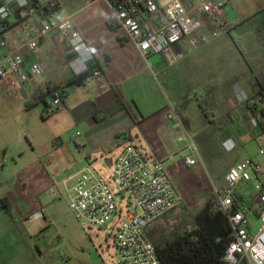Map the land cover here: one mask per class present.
<instances>
[{
  "label": "crops",
  "instance_id": "obj_1",
  "mask_svg": "<svg viewBox=\"0 0 264 264\" xmlns=\"http://www.w3.org/2000/svg\"><path fill=\"white\" fill-rule=\"evenodd\" d=\"M26 1L28 8L20 9L16 0H0V37L7 42V47L0 49V63L13 50L24 57L26 66L35 63L41 65L42 73L26 85L28 94L33 96L37 91L51 88L63 92L64 107L59 112H68L75 125L82 129V140L78 147L90 151L86 154L88 158L104 147L115 145L113 143L119 139L133 141L135 138L149 159L162 161L165 167L168 166L169 175L184 204L187 201L182 191L186 185L174 178L180 170L193 175L198 190L189 198L191 202L187 205L191 206L199 194L211 192L212 189L209 185L210 190L206 191L208 187L199 177L200 173L193 169L198 165H186L185 157L194 155L186 151L185 133L176 130L173 122L167 120L170 105L175 107L177 113L181 110V115H178L194 139L207 134L211 137L209 144L219 147L210 154L198 150L201 162L206 163L209 172L212 171L211 159L213 163L219 162L221 165L214 187L225 185L231 167L251 159L244 156L228 163L224 154L245 150L252 141L261 145L260 152L264 151V116L257 118L248 104L252 99L251 104L259 112L264 107L261 101H264V92L258 85L264 83V27L253 28L251 36L245 38L239 34L240 29L235 22L228 23L222 19L227 25V32L206 45L199 42L212 33L209 28L184 39L178 50L189 53L188 57L168 67L160 56H150L147 63L143 60L116 22L109 3L57 0L59 6L52 20L70 19L74 23L94 57L95 71L100 72V76L80 85L74 81H79L82 76H77L69 66L76 54L67 36L53 32L38 42L35 51L29 52L23 47V39L37 36L48 22V18H44L34 7L35 0ZM185 2L190 6L194 0ZM159 3L162 6L161 1ZM7 7L13 9V14L6 13ZM196 59L207 61L193 67L192 62ZM209 59L216 60V65H212ZM181 69L186 73L184 76L180 73ZM189 75L193 76L195 82L199 79L208 84L190 86L189 83L188 86L183 77ZM244 75L252 76L250 89L240 85ZM181 82L187 89L180 87ZM211 87L217 89V103L204 111L197 101ZM166 89L170 91V96ZM70 94H79L78 101L72 102L67 98ZM12 97L6 88L0 89V99L11 101ZM181 138L183 141L179 142ZM260 152L258 156H262ZM255 161L264 163V156ZM242 189L246 190V194ZM238 193L244 199L243 203L252 207L251 222L257 220L259 207L253 186L242 184ZM1 245L0 239V251ZM20 253L23 257V252ZM34 254L36 264H42L41 250L34 249ZM9 256L0 252V264H10Z\"/></svg>",
  "mask_w": 264,
  "mask_h": 264
},
{
  "label": "built area",
  "instance_id": "obj_2",
  "mask_svg": "<svg viewBox=\"0 0 264 264\" xmlns=\"http://www.w3.org/2000/svg\"><path fill=\"white\" fill-rule=\"evenodd\" d=\"M88 1L90 4L99 1L109 3L119 27L146 63L150 56L162 57L168 67L183 62L189 53L179 51L178 46L184 39L208 28L204 16L219 25L221 31L204 36L200 44H208L228 29L222 16L229 0H194L190 6L185 0H175L165 7L160 5L161 0ZM16 3L20 9L27 6L26 0H16ZM40 3L51 7L58 4L57 0H40ZM6 13L13 14V9L7 7ZM53 32L68 37L76 54L69 66L77 76L89 71L94 57L70 19L47 22L37 36L23 39V47L29 52L35 51L38 42ZM6 47L7 42L0 37V49ZM42 71L39 63L26 66L24 57L10 50L0 63V89L6 88L16 100L23 102L21 88L27 91L26 85ZM98 76L100 72L96 71L94 77ZM63 107L62 91L51 88L45 113L51 116ZM167 120L173 122L176 130L185 133L186 151L194 155L185 157L186 165H197L200 156L194 137L188 133L172 105L167 112ZM182 141L183 138L179 139ZM260 154L264 156V151ZM77 177L76 185L69 192V208L79 222L90 228L107 229L117 221V264H162L149 230L155 222L182 204L165 163L149 159L142 148L128 144L113 163L109 178L90 168L81 170ZM242 184H251L257 196V221L261 226L256 232L250 218L252 207L242 203L240 208H236L237 193ZM213 193L233 230L226 264H264V163L250 159L231 167L225 185L214 187Z\"/></svg>",
  "mask_w": 264,
  "mask_h": 264
},
{
  "label": "rangeland",
  "instance_id": "obj_3",
  "mask_svg": "<svg viewBox=\"0 0 264 264\" xmlns=\"http://www.w3.org/2000/svg\"><path fill=\"white\" fill-rule=\"evenodd\" d=\"M173 1L161 0V4L164 7ZM222 19L228 23L235 22L240 29L239 34L247 38L253 28L264 27V0H230ZM203 61L207 60L196 59L192 66L197 67ZM209 62L216 65L214 59H209ZM180 73L183 76L186 74L184 69ZM251 79L252 76L244 75L240 85L250 89ZM183 80L188 86L189 83L190 86L208 84L199 79L193 81L192 75L183 77ZM182 82L180 87L187 89ZM166 92L170 96L168 89ZM79 97V94H70L67 98L77 102ZM12 99H0V201L6 198L10 203L6 210L0 202V252L10 255V264H36V248L43 253L42 264H117V221L107 229L90 228L86 223L79 222L69 208V192L76 185L77 174L81 170L93 169L107 179L113 163L128 144L139 148L142 145L135 138L133 141L122 138L115 141V145L104 147L88 158L86 154L90 151L78 147L82 129L75 125L68 112L48 116L42 102L27 110L20 99ZM209 138L207 134H202L194 139L199 152L210 154L219 148L209 144ZM184 145L187 143L184 142ZM260 149L261 145L252 141L245 150L224 155L228 163L244 156L260 160L263 157L258 156ZM212 160L211 174L201 159L198 160L200 164L193 168L208 187L206 191H212H203L194 199V204L188 206L191 202L189 198L198 187L190 172L180 170L174 180H182L186 185L182 192L187 203H182L155 222L150 227L151 231L172 235L191 229L195 213L204 207L207 196L213 194V184L220 172L221 165ZM242 191L246 194V190ZM252 223L256 232L261 224L255 219ZM20 252H23V257Z\"/></svg>",
  "mask_w": 264,
  "mask_h": 264
},
{
  "label": "trees",
  "instance_id": "obj_4",
  "mask_svg": "<svg viewBox=\"0 0 264 264\" xmlns=\"http://www.w3.org/2000/svg\"><path fill=\"white\" fill-rule=\"evenodd\" d=\"M33 3L39 13L44 18H48V22L52 20L59 6L58 4L53 7L50 5L44 6L40 3V0H35ZM25 8H28V4L22 9ZM204 19L212 33L221 31V27L209 17L204 16ZM2 23L8 24L7 21H2ZM95 72L92 64L89 71L80 75L82 76L81 79L79 81L75 80L74 83L84 85L86 81L94 77ZM258 85L260 90L264 92V83L261 82ZM50 90L47 89L46 92L37 91L35 95L31 96L26 109L34 108L39 102L44 103L46 107ZM216 90V87H211L205 91L203 98L197 101L199 108L207 111L216 105ZM261 101L264 103L263 100ZM251 102L252 99L248 104L254 115L257 118L264 116V107L259 112ZM178 113L181 115L180 109ZM243 202L244 199L240 193H237L236 208H240ZM1 205L8 210L10 203L5 198L1 200ZM149 236L156 247L162 264H226V252L233 240V230L226 215L220 209L216 195L213 193L207 196L204 207L195 213L191 229L172 235H168L166 232L159 234L156 231L149 230Z\"/></svg>",
  "mask_w": 264,
  "mask_h": 264
},
{
  "label": "water",
  "instance_id": "obj_5",
  "mask_svg": "<svg viewBox=\"0 0 264 264\" xmlns=\"http://www.w3.org/2000/svg\"><path fill=\"white\" fill-rule=\"evenodd\" d=\"M20 93H21V96L23 98V103L25 104V108H26V105L29 102L30 97H29L26 89H24V88H21ZM103 229H105V228H103Z\"/></svg>",
  "mask_w": 264,
  "mask_h": 264
}]
</instances>
